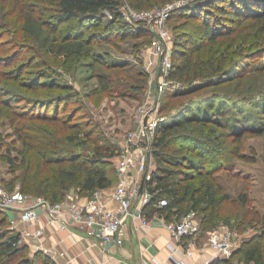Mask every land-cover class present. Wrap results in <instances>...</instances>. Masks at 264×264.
<instances>
[{"label": "trees", "instance_id": "obj_1", "mask_svg": "<svg viewBox=\"0 0 264 264\" xmlns=\"http://www.w3.org/2000/svg\"><path fill=\"white\" fill-rule=\"evenodd\" d=\"M123 1L149 9L175 0H16L5 13L15 15L17 26L12 39L1 43L6 48L0 51L20 50L25 45L22 40L30 36L41 47L63 55L64 62L69 60L64 70L74 75L77 55L90 54L94 43L146 35L144 22L123 19ZM183 1L170 14V18L183 15V19L176 18L172 26L173 66L163 90L169 98L160 108L170 112L162 114L157 128L155 168L147 182L152 199L146 216L156 211L171 221L193 213L202 234L224 226L240 231L259 226L256 233L240 240L230 260L264 264V212L252 204L248 186L233 197L220 180L222 173L232 171L236 157L257 160L256 152L249 156L242 150L249 129L263 134L264 127L245 126L234 111L237 95L214 90L240 78L242 74L235 69L250 57L258 52L264 55V0ZM119 66L111 63L105 66L106 72L96 74L98 87L87 93L94 104L115 83L124 82L114 70ZM29 86L38 93L29 101L0 99V117L10 121L21 142L17 154L13 156L14 148H10L5 159L21 171L7 187L14 189L19 183L21 192L55 203L65 200L71 190L89 197L116 183L113 162L121 147L91 118L89 105L84 96H78L74 83L46 78L35 79ZM131 88L139 96L145 86L133 84ZM22 100L29 106L18 107ZM160 198L168 204L156 205ZM18 239L8 213L0 209V264H57L47 252L34 250L29 243L18 244Z\"/></svg>", "mask_w": 264, "mask_h": 264}, {"label": "rangeland", "instance_id": "obj_2", "mask_svg": "<svg viewBox=\"0 0 264 264\" xmlns=\"http://www.w3.org/2000/svg\"><path fill=\"white\" fill-rule=\"evenodd\" d=\"M15 1L0 0V49L6 48L1 43L12 39L13 31L17 26L15 15L10 16L5 13L9 6L13 5V2L15 4ZM157 7L160 6L149 9L155 11L154 9H157ZM110 15L113 17V14ZM176 18L183 19V15L169 17L166 23L163 24L172 36V41L169 45L166 44L164 46V50L156 49L160 42L159 27H147L146 35L133 36L126 39L116 38L94 43L91 45L92 50L91 48L89 49L90 54H88L87 50H84L83 53L87 52V54H82L81 57L77 55L79 61H76V66L78 68L76 73L74 70V75H71L72 73L68 74L64 70V65L69 60L66 59V62H64L63 55H56L41 47L33 37L27 36V40L20 39L25 42V45H22L20 50L7 49L6 53L0 51V99L4 97L12 99L16 97V99L27 98L28 101L33 99L38 93L31 89L29 82L35 79L56 78L60 81H69L74 83V89L77 90L78 96H84L85 102L89 105L88 112H90L91 118L100 124L107 135L121 142L128 132L134 130L143 119L149 118V110L151 108L157 106L159 116L170 112L169 109L160 110L162 103L169 98L168 92H163L166 84L163 87L162 83L165 81L169 70L163 69L161 61L163 56L173 50L172 26L176 23ZM104 24L105 19L102 21V25ZM22 51L23 53H21ZM261 54V52H258L256 56L250 57L249 61L242 67L235 69V73L242 74L240 78L228 83L223 89H214L221 93L227 90L232 96L237 95V98H239L237 100L238 105L237 108L234 106V111L239 112L240 119L238 120L242 121L245 126L260 125L264 127V55L262 56ZM171 58L173 59V54ZM111 63L120 65L118 69L114 70L119 71L120 82H123V80L124 82L119 85L115 83L105 94L103 93L101 97L99 96V103L94 104V101L87 97V93H92L93 89L98 87L96 74L106 72L105 66ZM41 74L45 75L40 78ZM133 84H143L145 86L144 91L139 93V96L131 88ZM160 85H162L163 89L160 88ZM32 86H35V84L33 83ZM237 86L238 89H236ZM209 90L211 89L208 88L204 91L207 92ZM134 94L137 97H134ZM193 96L183 97L182 101ZM17 104L18 107L23 108L29 106L30 103L22 100ZM72 106H75L74 103L70 104L67 109L69 110ZM20 147L21 142L14 133L13 125L6 117H0V184H4L6 187V184L21 171L19 169L15 171V168L5 159L10 148H14L12 150V155L14 156ZM242 151L249 156L256 152L257 160L244 161L236 157L233 167L230 169L232 171L222 173L220 180L233 197H236L239 192L244 191L246 186H248L252 204L258 210L264 212V133L256 134L249 129L245 136L244 149ZM118 159L119 156L114 158V171L116 170ZM16 189V193H23L20 191L19 183L14 189L10 190ZM184 217L192 218L198 224V220L193 216V213ZM224 227L230 228L235 232V238L238 239L239 243L241 239L256 233L259 228L256 225L253 227L247 226L240 231L235 227Z\"/></svg>", "mask_w": 264, "mask_h": 264}, {"label": "built area", "instance_id": "obj_3", "mask_svg": "<svg viewBox=\"0 0 264 264\" xmlns=\"http://www.w3.org/2000/svg\"><path fill=\"white\" fill-rule=\"evenodd\" d=\"M183 0L153 9H139L128 2L120 6L121 16L130 23L144 22L148 27L158 26L159 44L157 50H164V46L172 41L169 31L163 26L170 17L175 6ZM173 50L163 56L161 65L168 71L173 66L171 55ZM163 87L167 80L162 82ZM162 85L160 88L163 89ZM155 110V111H153ZM158 110V111H157ZM157 106L149 110V118L143 119L140 124L128 132L126 137L118 142L121 153L117 161V181L112 192L114 207H109L107 202L100 197L98 191L92 196L76 194L60 202H51L43 196L29 193H16L4 184H0V209L11 215V211L19 209V220L26 221L33 227H18V219L10 217V227L19 232L18 244L29 243L42 237L45 231L43 216L48 222L64 221L67 218L79 225L89 238L104 243L121 245L125 238L124 224L132 218L146 226L149 218L145 208L150 204L152 196L147 188V182L155 168L153 157L154 142L157 137V128L163 116H159ZM166 198H160L156 205H167ZM165 227L170 232L173 240L180 242L184 236L193 235L198 224L192 218L183 217L180 220H165ZM208 242L213 249V254L204 259L196 260L195 242L190 240L187 246L172 244L170 258L173 264H221L225 258H230L239 246L235 232L230 228L219 227L208 232Z\"/></svg>", "mask_w": 264, "mask_h": 264}, {"label": "crops", "instance_id": "obj_4", "mask_svg": "<svg viewBox=\"0 0 264 264\" xmlns=\"http://www.w3.org/2000/svg\"><path fill=\"white\" fill-rule=\"evenodd\" d=\"M114 187L115 182L108 188L96 190L109 207L115 206L111 197ZM76 194V190H71L67 197L70 199ZM10 213L9 219H18V227H33L26 221L19 220V209ZM147 214L149 224L146 226L132 218L126 220L125 238L121 245L89 238L71 218L63 222H48L43 216L44 234L31 244L34 250L50 254L57 264H173L170 243L187 246L190 240L195 242L194 259L201 261L213 254L208 233L202 234L197 227L195 234L184 236L177 242L166 229L165 218L159 212L149 211ZM230 258H225L221 264H240L239 260L231 261Z\"/></svg>", "mask_w": 264, "mask_h": 264}]
</instances>
